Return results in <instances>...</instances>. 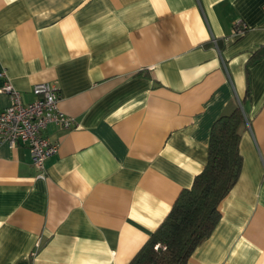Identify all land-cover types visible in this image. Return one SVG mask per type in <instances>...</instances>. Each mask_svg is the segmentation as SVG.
Here are the masks:
<instances>
[{
	"label": "crops",
	"instance_id": "obj_1",
	"mask_svg": "<svg viewBox=\"0 0 264 264\" xmlns=\"http://www.w3.org/2000/svg\"><path fill=\"white\" fill-rule=\"evenodd\" d=\"M5 79L74 123L46 127L43 178L0 141V264H127L237 107L241 171L186 264H264V0H0Z\"/></svg>",
	"mask_w": 264,
	"mask_h": 264
},
{
	"label": "trees",
	"instance_id": "obj_2",
	"mask_svg": "<svg viewBox=\"0 0 264 264\" xmlns=\"http://www.w3.org/2000/svg\"><path fill=\"white\" fill-rule=\"evenodd\" d=\"M245 119L239 107L211 127L207 159L188 188L127 264H186L220 219L219 201L236 183L242 166L239 151Z\"/></svg>",
	"mask_w": 264,
	"mask_h": 264
},
{
	"label": "built area",
	"instance_id": "obj_3",
	"mask_svg": "<svg viewBox=\"0 0 264 264\" xmlns=\"http://www.w3.org/2000/svg\"><path fill=\"white\" fill-rule=\"evenodd\" d=\"M236 34L245 30L237 23ZM1 75L3 73L1 72ZM9 97V104L0 110V141H6L10 147L24 144L28 147L36 176H45L44 161L56 152L58 143L44 135L48 124L54 123L61 128H70L74 120L58 108L59 94L48 82L33 85V99L23 102L20 92L5 79L0 87Z\"/></svg>",
	"mask_w": 264,
	"mask_h": 264
}]
</instances>
